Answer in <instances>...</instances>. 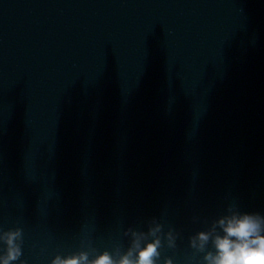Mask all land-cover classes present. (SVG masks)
Listing matches in <instances>:
<instances>
[{
  "label": "water",
  "instance_id": "obj_1",
  "mask_svg": "<svg viewBox=\"0 0 264 264\" xmlns=\"http://www.w3.org/2000/svg\"><path fill=\"white\" fill-rule=\"evenodd\" d=\"M23 230L15 264H51L83 251L72 225L35 157L0 102V257L3 233ZM19 243V241H17Z\"/></svg>",
  "mask_w": 264,
  "mask_h": 264
},
{
  "label": "clouds",
  "instance_id": "obj_2",
  "mask_svg": "<svg viewBox=\"0 0 264 264\" xmlns=\"http://www.w3.org/2000/svg\"><path fill=\"white\" fill-rule=\"evenodd\" d=\"M227 212L228 215L215 222L220 233L216 232L215 225L210 231H198L189 237V247L204 253L203 264H264V215L241 212L234 204L227 208ZM161 227L157 225L147 234L129 229L133 238L127 251L121 254L119 246L115 249L119 259L107 250L92 259H89L88 252L80 251L65 258L57 255L51 264H156L163 244L159 238L149 241L148 237H155ZM168 241V246L174 248L171 232ZM2 242L6 245V255L0 257V264H15L22 256L23 230L16 227L4 232ZM209 242L211 251L206 250ZM20 264L24 262L20 261ZM165 264H173L172 259H166Z\"/></svg>",
  "mask_w": 264,
  "mask_h": 264
}]
</instances>
